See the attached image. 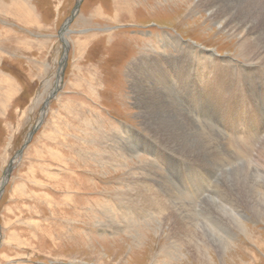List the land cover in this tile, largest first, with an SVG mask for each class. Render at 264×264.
<instances>
[{
    "label": "rangeland",
    "instance_id": "obj_1",
    "mask_svg": "<svg viewBox=\"0 0 264 264\" xmlns=\"http://www.w3.org/2000/svg\"><path fill=\"white\" fill-rule=\"evenodd\" d=\"M0 3V264H206L173 220L192 243L233 240L214 264H264V217L246 205L264 167V73L237 37L197 0Z\"/></svg>",
    "mask_w": 264,
    "mask_h": 264
},
{
    "label": "bare ground",
    "instance_id": "obj_2",
    "mask_svg": "<svg viewBox=\"0 0 264 264\" xmlns=\"http://www.w3.org/2000/svg\"><path fill=\"white\" fill-rule=\"evenodd\" d=\"M198 1V6L203 8L204 10L208 11L210 13V18L211 20L216 23V25H219L221 27V29L223 30H229V33H231L233 35V37H237L239 39V48L241 50V57L244 58L247 62H248V66L250 67V70H254L255 72L258 73V71H262V73H264V42L262 44V40L264 38V26L261 25V24H258V17L255 15V13H260V12H263L264 13V0H251V7L252 9L250 10H247L245 11V9H238L236 10V14L235 16H233V13L232 10L230 9H227L225 11H221V10H216L218 8H216L215 6H212V3H213V0H197ZM221 1V0H220ZM16 4V3H15ZM2 4L0 3V6ZM12 7V6H11ZM18 8V7H17ZM20 8V11L24 10L26 14H28V16L31 18V16L34 17V7H32V5L30 4L29 1H24V4H22V6L19 7ZM255 10V11H254ZM12 15V14H11ZM9 16V14H8ZM246 16V18H245ZM256 33V34H255ZM255 34V35H254ZM260 34V35H259ZM169 39H174L173 37H170ZM168 41V39L166 40ZM264 41V40H263ZM239 50V51H240ZM184 52V50H183ZM193 52V51H192ZM186 55V54H185ZM263 56V57H262ZM67 57V56H66ZM178 58V57H177ZM197 58V57H196ZM201 60V59H200ZM213 60V59H212ZM226 61V60H225ZM244 63V62H243ZM201 64V63H200ZM132 65V64H131ZM228 65V64H227ZM235 65V64H234ZM240 65V64H239ZM244 65V64H243ZM246 66V65H245ZM131 67V66H130ZM134 68L136 69H140L141 67L143 68V65L140 64V59L139 61H137V63L134 64L133 66ZM231 67V66H230ZM236 68V67H235ZM133 70V69H132ZM134 71V70H133ZM246 76V75H245ZM244 76V77H245ZM6 77V76H5ZM259 77V75H258ZM205 79V77L203 78ZM12 80V79H11ZM135 80V79H134ZM252 80V79H251ZM230 81V80H229ZM132 82V81H131ZM2 83V82H1ZM134 83V82H133ZM5 84V83H4ZM3 84V85H4ZM139 84V83H138ZM238 84V83H237ZM134 85V84H133ZM141 85V84H140ZM61 87V86H60ZM135 87V85L133 86ZM12 88H10L11 90ZM172 89V87H171ZM9 92V90H7ZM12 91V90H11ZM10 91V92H11ZM7 92V93H8ZM9 92V93H10ZM136 92V91H134ZM8 93V94H9ZM2 94V93H1ZM12 97V96H11ZM4 98V97H3ZM13 98V97H12ZM10 102V101H9ZM241 102V101H240ZM164 103V102H163ZM173 104V102H172ZM165 105V104H164ZM3 106V105H2ZM168 107V105H167ZM176 107V106H175ZM170 109V108H169ZM173 109V108H172ZM157 111V110H156ZM175 112V110H173ZM159 112V111H158ZM171 113V112H170ZM226 113V112H225ZM176 114V113H175ZM178 115V114H177ZM159 116V115H157ZM156 116V117H157ZM179 117V116H178ZM161 118V117H160ZM163 118H164V115H163ZM166 118V116H165ZM175 118V117H174ZM168 119V118H167ZM232 119V118H231ZM94 120V119H93ZM151 123V122H150ZM169 123V121H168ZM178 123V122H177ZM153 124V123H152ZM167 124V122H166ZM172 126V125H171ZM235 126V125H234ZM178 128V126H176ZM193 127V126H192ZM220 129V128H219ZM235 129V128H234ZM155 130V129H154ZM166 133V132H165ZM172 134V133H171ZM192 134V133H190ZM258 134V133H257ZM195 135V134H194ZM201 136V134H200ZM259 135H258V139H259ZM168 138V137H167ZM200 138V137H199ZM252 139V138H251ZM134 140V139H133ZM204 140V139H203ZM221 140V139H220ZM224 140V139H223ZM242 140V139H241ZM240 140V141H241ZM174 141V140H173ZM176 141V140H175ZM216 141V140H215ZM214 141V142H215ZM237 141V140H236ZM243 142V141H241ZM251 142V141H250ZM84 144V143H83ZM106 144V143H105ZM191 144V143H190ZM194 144V143H193ZM245 144V142H244ZM252 144V143H251ZM260 146H261V152H262V155L263 152H264V142L261 141L260 143ZM178 145V144H177ZM182 145V144H181ZM189 145V144H188ZM195 145V144H194ZM197 145V144H196ZM204 145V144H203ZM248 146V145H247ZM205 147V146H204ZM232 147V146H230ZM251 147V146H249ZM252 148V147H251ZM223 150V149H222ZM232 150V149H231ZM237 150V149H236ZM115 151V149H114ZM117 151V150H116ZM120 151V150H119ZM225 151V150H224ZM230 151V150H229ZM251 151V150H250ZM236 152V151H235ZM59 153V152H58ZM106 153V152H105ZM133 153L135 154V156L139 155V151L138 150H134ZM208 153V152H207ZM222 153V152H221ZM96 154V153H95ZM123 154V153H122ZM220 154V153H219ZM218 154V155H219ZM237 154V153H236ZM253 154V153H252ZM260 154V153H259ZM230 155V154H229ZM251 155V153H250ZM261 155V154H260ZM252 156V155H251ZM54 157V156H53ZM245 157V156H244ZM248 157V156H247ZM255 157V156H254ZM109 158V157H108ZM241 158V157H239ZM258 158V157H257ZM57 159V158H56ZM224 159V158H223ZM243 159V158H242ZM257 160V159H255ZM261 160V159H260ZM58 161V160H57ZM236 161V160H235ZM252 161V160H251ZM110 162V161H109ZM210 162V161H209ZM220 162V161H219ZM234 162V161H233ZM256 162V161H255ZM262 162V161H261ZM260 162V163H261ZM119 163V162H118ZM228 163V162H226ZM232 163V162H231ZM248 163H251V162H248ZM259 162H256V172L261 175H257L255 176L254 174L250 173V177L249 175H247L246 179L248 180L251 179L253 184L254 185H250L251 187H254L256 190H255V197H250L249 194H246L248 196V199H249V203H247L246 205L248 207H251V209H253V213L255 216H257V218H261V217H264V167L261 166ZM64 164V163H62ZM207 164V163H206ZM111 165V164H110ZM233 165V164H232ZM67 166V165H66ZM65 166V167H66ZM122 166V165H121ZM220 166V165H219ZM204 167V166H202ZM240 168V167H239ZM238 168V169H239ZM243 168V167H242ZM114 170V169H113ZM206 170V169H205ZM228 170V169H226ZM230 170V169H229ZM235 170V169H234ZM237 171V170H236ZM239 171V170H238ZM244 171V170H243ZM234 172V171H233ZM227 173V172H226ZM232 173V172H231ZM230 173V174H231ZM225 174V173H224ZM72 175V174H71ZM74 175V174H73ZM239 176V175H238ZM237 176V177H238ZM202 177V176H201ZM57 178V177H56ZM224 178V177H223ZM228 178V177H227ZM204 179V178H203ZM229 179V178H228ZM226 180V179H225ZM235 180V179H234ZM233 181L234 185H237V182L240 183V178H237L235 181ZM229 181V180H227ZM63 182V181H62ZM243 184V183H242ZM68 185V184H67ZM244 188H247L248 185H244ZM201 187V186H200ZM242 187V186H241ZM250 187V188H251ZM198 188V187H197ZM217 191V190H216ZM2 192V191H1ZM134 192V191H133ZM199 192V191H198ZM201 192V191H200ZM231 192V191H230ZM68 193V192H66ZM71 194V193H70ZM136 193H134L133 195H135ZM211 194V193H210ZM132 195V196H133ZM139 195V194H138ZM142 195V194H141ZM146 195V194H145ZM229 195V194H228ZM137 196V194L135 195ZM144 196V195H143ZM149 196V195H148ZM197 196V195H195ZM40 197V196H39ZM68 197V196H67ZM232 197V196H231ZM48 198V197H47ZM46 198V199H47ZM63 198V197H62ZM72 198V197H71ZM140 198V196H139ZM151 198V197H150ZM129 199V197H128ZM131 199V198H130ZM134 199H137V198H134ZM230 199V198H229ZM228 199V200H229ZM239 199V198H238ZM51 200V199H50ZM62 200V199H61ZM153 200V199H152ZM131 201V200H130ZM134 201V200H133ZM144 201H147V200H144ZM149 201V200H148ZM232 201V200H231ZM41 202V201H40ZM71 202V201H70ZM138 202V201H137ZM140 202V201H139ZM138 202V203H139ZM143 201L141 200V203ZM154 202V201H153ZM207 202V201H206ZM222 202V201H221ZM65 203V202H64ZM53 205V204H52ZM67 205V204H66ZM140 205V203H139ZM205 205V204H204ZM68 206V205H67ZM66 206V207H67ZM146 206V205H145ZM151 206V205H150ZM225 206V205H224ZM69 207V206H68ZM153 207V206H152ZM235 207V206H234ZM52 208V207H51ZM147 208V207H146ZM232 208V207H231ZM72 209V208H71ZM153 208H151L152 210ZM166 209V208H164ZM203 210H205L204 208H202ZM227 214H230L226 207H223L222 208ZM228 209H229V206H228ZM242 209V208H241ZM150 210V209H149ZM156 210V209H155ZM217 211V210H216ZM239 211V210H238ZM180 212V211H179ZM214 212H215V209H214ZM164 212H159V215H162ZM183 213V212H182ZM193 213V212H192ZM217 213V212H216ZM237 213V212H235ZM246 213V212H245ZM180 214V213H179ZM219 214V213H217ZM241 220L239 219H234L236 221V226L238 225V229H240L245 235H250L251 233H249V230L247 228V225H245L243 223L242 220L246 219L247 217L243 214H242V211L240 210L238 212ZM212 215V213H211ZM236 215V214H235ZM248 215V214H247ZM136 216V215H135ZM189 216V215H188ZM194 216V215H193ZM217 216V215H216ZM221 216V215H220ZM208 217V216H207ZM211 217V216H210ZM226 217V216H225ZM231 217V216H229ZM234 217V216H233ZM192 218V217H191ZM77 219V218H76ZM164 219V218H163ZM213 219V217H212ZM224 219V218H223ZM226 219V218H225ZM233 219V218H232ZM253 219V218H252ZM183 220V219H182ZM208 220V219H207ZM203 221V220H202ZM211 221V220H210ZM216 221V220H215ZM222 221V220H221ZM234 221V222H235ZM248 221V219H247ZM264 221V220H263ZM199 222V221H198ZM213 222V221H212ZM217 222V221H216ZM229 222V221H228ZM250 222V221H248ZM33 223V222H32ZM193 223V222H192ZM261 223V222H260ZM31 224V223H30ZM37 224V223H36ZM186 224L184 221H179V220H173L172 222V227H173V234H174V237L181 242L182 245L186 244L188 245V249H189V253H190V256H191V259H197L199 262H202L203 263H215L217 261V258H221V255L226 251H229L230 248H231V245L235 244L233 243L232 244V239L229 238V240L225 241V240H219L217 237H219L217 235V233H213L215 235L213 236H210V238H213V240H210L209 238L208 239H205L204 238V235L205 233H198V237H197V242L195 243H192V240L190 239V231H191V227L188 226V229H189V233L187 235V237H185L183 235V232H184V229H183V226ZM212 224V223H211ZM234 224V223H233ZM252 224V223H251ZM197 225V224H196ZM203 225V224H202ZM222 225V224H221ZM230 225V224H229ZM208 226V225H207ZM216 226V224H215ZM170 227V226H169ZM171 227V229H172ZM162 228V227H161ZM212 228V227H211ZM215 228V227H214ZM214 228H212V230H214ZM126 229V228H125ZM198 229V228H197ZM228 229V228H227ZM226 229V230H227ZM162 230V229H161ZM168 230V228H167ZM193 230V229H192ZM200 230V229H199ZM197 230V231H199ZM217 230V229H216ZM209 231V230H208ZM157 232V231H156ZM171 232V231H169ZM200 232V231H199ZM215 232V231H214ZM158 233V232H157ZM159 234V233H158ZM170 234V233H169ZM197 234V233H196ZM223 234V233H222ZM157 235V234H156ZM217 235V237H216ZM229 235V233H228ZM238 235V234H237ZM220 236H222L220 234ZM170 237V235H169ZM260 237V236H259ZM137 238V237H136ZM196 238V237H195ZM228 238V236H227ZM247 238V237H246ZM245 238V239H246ZM234 239V238H233ZM248 242V241H247ZM26 243V242H25ZM180 244V245H181ZM254 244V242H253ZM263 244V243H262ZM171 245V244H170ZM173 247V245H171ZM170 246V247H171ZM263 247V246H262ZM237 248V247H236ZM173 249V248H172ZM234 250V249H233ZM173 251V250H172ZM175 251V249H174ZM171 252V251H169ZM183 252V251H182ZM188 252V251H187ZM251 252V251H250ZM228 253V252H227ZM184 254V253H183ZM262 254V253H261ZM181 255V254H180ZM185 255V254H184ZM177 256V254L175 255ZM264 256V255H263ZM103 257V256H102ZM106 257V255L104 256ZM172 257V256H171ZM228 258V257H227ZM254 258H256V256L254 255ZM114 259V258H113ZM180 259V258H179ZM61 261V260H60ZM257 261V260H256ZM69 263V262H68ZM130 263V262H129ZM128 263V264H129ZM242 264H249V263H246V262H242Z\"/></svg>",
    "mask_w": 264,
    "mask_h": 264
},
{
    "label": "water",
    "instance_id": "obj_3",
    "mask_svg": "<svg viewBox=\"0 0 264 264\" xmlns=\"http://www.w3.org/2000/svg\"><path fill=\"white\" fill-rule=\"evenodd\" d=\"M78 8H79V5L76 6V10H75V13H74L73 17H72L70 20H68V22H67V24H66V26H65V28H64V31H65V32L68 30V26L70 25L71 21L74 19L75 15L77 14V10H78ZM7 176H8V175H7ZM6 180H7V179H5V182H6ZM1 191H2V189H1ZM1 191H0V193H1Z\"/></svg>",
    "mask_w": 264,
    "mask_h": 264
}]
</instances>
